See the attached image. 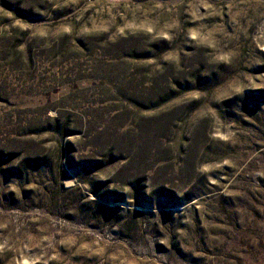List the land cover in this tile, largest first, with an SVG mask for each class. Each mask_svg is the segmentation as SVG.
I'll use <instances>...</instances> for the list:
<instances>
[{
	"label": "rangeland",
	"instance_id": "obj_1",
	"mask_svg": "<svg viewBox=\"0 0 264 264\" xmlns=\"http://www.w3.org/2000/svg\"><path fill=\"white\" fill-rule=\"evenodd\" d=\"M0 264H264V0H0Z\"/></svg>",
	"mask_w": 264,
	"mask_h": 264
},
{
	"label": "clouds",
	"instance_id": "obj_2",
	"mask_svg": "<svg viewBox=\"0 0 264 264\" xmlns=\"http://www.w3.org/2000/svg\"><path fill=\"white\" fill-rule=\"evenodd\" d=\"M125 27H127V25H125ZM62 30L65 31V32H67V31H68V28H67V27H64ZM82 31L87 32L88 29H87V28H84V29H82ZM119 31L122 32L123 29H119ZM189 35H190L191 38L194 39V40H200V39H201V35H200L199 30H193V31H191V32L189 33ZM220 58H221V59H226L227 57L224 56V57H220Z\"/></svg>",
	"mask_w": 264,
	"mask_h": 264
}]
</instances>
